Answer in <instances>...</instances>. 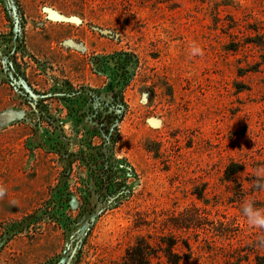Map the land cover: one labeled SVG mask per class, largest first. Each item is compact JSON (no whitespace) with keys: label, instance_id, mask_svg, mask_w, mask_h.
Returning a JSON list of instances; mask_svg holds the SVG:
<instances>
[{"label":"rangeland","instance_id":"374dc122","mask_svg":"<svg viewBox=\"0 0 264 264\" xmlns=\"http://www.w3.org/2000/svg\"><path fill=\"white\" fill-rule=\"evenodd\" d=\"M257 34L264 0H0V264H264Z\"/></svg>","mask_w":264,"mask_h":264},{"label":"trees","instance_id":"16d2710c","mask_svg":"<svg viewBox=\"0 0 264 264\" xmlns=\"http://www.w3.org/2000/svg\"><path fill=\"white\" fill-rule=\"evenodd\" d=\"M249 43L254 44V46L259 47L260 50H264V38L262 35H256L249 39ZM238 46H242L240 42L237 43ZM236 51L237 49H233ZM264 56V55H263ZM264 63V60L262 61ZM76 92L72 91L71 94ZM68 93L67 96L62 97V99L73 98V95ZM78 99V97H76ZM103 156V153H100ZM93 159L96 158L95 154L92 155ZM91 159L93 162L94 160ZM111 164L106 165L107 173H110L113 169L110 166ZM108 166V167H107ZM243 171V168L238 163H230L227 166L225 172V179L227 181L237 182L236 175ZM106 173V174H107ZM110 175H105L106 180L110 178ZM175 226V225H174ZM186 248V252L180 251V253L175 252V248L178 246V241L173 237H161L155 245H151L144 238L137 239L136 243L130 247L123 258V264H153L156 261V264H161V259L164 258L167 264H190L191 250L186 241L181 242ZM181 248V247H179Z\"/></svg>","mask_w":264,"mask_h":264},{"label":"clouds","instance_id":"9594fccd","mask_svg":"<svg viewBox=\"0 0 264 264\" xmlns=\"http://www.w3.org/2000/svg\"><path fill=\"white\" fill-rule=\"evenodd\" d=\"M194 51L198 52L199 49H195ZM257 187L264 190V185L258 184ZM5 191V188L0 187V197L5 194ZM242 215L251 227L264 229V210L255 207L253 201H245L242 204Z\"/></svg>","mask_w":264,"mask_h":264}]
</instances>
